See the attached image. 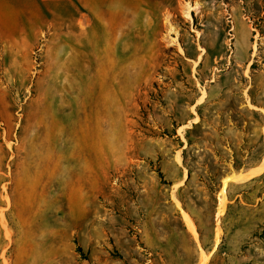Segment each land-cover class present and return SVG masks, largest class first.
<instances>
[{"label":"rangeland","instance_id":"374dc122","mask_svg":"<svg viewBox=\"0 0 264 264\" xmlns=\"http://www.w3.org/2000/svg\"><path fill=\"white\" fill-rule=\"evenodd\" d=\"M263 162L264 0H0V264H264Z\"/></svg>","mask_w":264,"mask_h":264},{"label":"bare ground","instance_id":"6f19581e","mask_svg":"<svg viewBox=\"0 0 264 264\" xmlns=\"http://www.w3.org/2000/svg\"><path fill=\"white\" fill-rule=\"evenodd\" d=\"M189 9H193V7L189 5ZM253 108H255V107L253 106ZM263 169H264V162H263V164L260 167H253V168L249 169V171H247L245 173L242 172V173H237V174H232V175L227 176L226 178H224L223 183L221 185L220 195L225 193V188H226L227 183L229 181H231L233 179H238V178L239 179H247V178L251 177L252 175L261 173V171ZM224 199H225L224 195H223V197H220V204H219V208H218V213L217 214H219V213H221L223 211V207H224V204H225V200ZM8 202L9 203L11 202L10 199H9ZM1 222H2L3 227L6 229L7 226H8V220H7L6 214L2 215ZM186 224L188 225L189 229L192 232H195V226H194L193 222L189 219V217H187V219H186ZM6 234H7L6 235L7 239L12 238V234H11L10 231L9 232L7 231ZM7 254H8V250L2 251V256L4 258V264H10L8 259H7V257H6ZM208 259H209V256L206 255V254H203L202 255L201 264H207ZM20 264H22V263H20Z\"/></svg>","mask_w":264,"mask_h":264}]
</instances>
